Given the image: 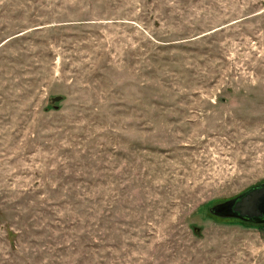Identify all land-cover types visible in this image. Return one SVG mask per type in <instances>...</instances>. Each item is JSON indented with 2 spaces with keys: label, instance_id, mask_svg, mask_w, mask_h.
<instances>
[{
  "label": "rangeland",
  "instance_id": "obj_1",
  "mask_svg": "<svg viewBox=\"0 0 264 264\" xmlns=\"http://www.w3.org/2000/svg\"><path fill=\"white\" fill-rule=\"evenodd\" d=\"M261 182L264 0H0V264H264Z\"/></svg>",
  "mask_w": 264,
  "mask_h": 264
},
{
  "label": "water",
  "instance_id": "obj_2",
  "mask_svg": "<svg viewBox=\"0 0 264 264\" xmlns=\"http://www.w3.org/2000/svg\"><path fill=\"white\" fill-rule=\"evenodd\" d=\"M209 211L211 214L223 218L264 224V182L250 187L232 199L214 204L209 208Z\"/></svg>",
  "mask_w": 264,
  "mask_h": 264
},
{
  "label": "flooded vegetation",
  "instance_id": "obj_3",
  "mask_svg": "<svg viewBox=\"0 0 264 264\" xmlns=\"http://www.w3.org/2000/svg\"><path fill=\"white\" fill-rule=\"evenodd\" d=\"M242 221V220H241ZM259 225H263V224H259Z\"/></svg>",
  "mask_w": 264,
  "mask_h": 264
}]
</instances>
